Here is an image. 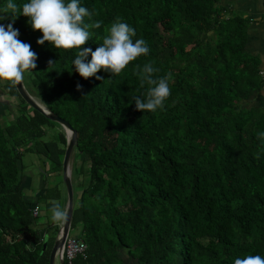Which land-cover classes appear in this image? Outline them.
Instances as JSON below:
<instances>
[{"label":"trees","instance_id":"obj_1","mask_svg":"<svg viewBox=\"0 0 264 264\" xmlns=\"http://www.w3.org/2000/svg\"><path fill=\"white\" fill-rule=\"evenodd\" d=\"M81 3L92 12L85 22L102 21L82 47L95 50L119 18L150 50L119 74L101 69L102 79L84 78L72 66L75 49L37 44L42 33L28 17L14 21L18 38L37 54L35 69L27 70L29 94L77 134L72 169L82 179L71 228L80 225L86 248L70 264H128L123 252L136 264L264 256V144L256 135L264 130V110L240 102L261 82L257 57L244 49L249 20L220 0ZM147 62L159 69L154 77L171 72L173 79L164 108L142 113L131 97L149 87L137 68ZM0 95L19 97L14 112L8 103V121L0 119V264H48L58 225L38 226L32 202L50 207L61 191L46 183L36 200L27 198L21 158L34 151L49 165L40 173L60 175L65 133L9 81H0ZM55 125L56 138L43 139Z\"/></svg>","mask_w":264,"mask_h":264},{"label":"clouds","instance_id":"obj_2","mask_svg":"<svg viewBox=\"0 0 264 264\" xmlns=\"http://www.w3.org/2000/svg\"><path fill=\"white\" fill-rule=\"evenodd\" d=\"M6 14H11V19L7 24L0 23V81L11 84L21 81L26 70L35 69L37 59L31 45L20 40L19 30L13 27L19 15L28 17L27 23L31 28L42 33L37 38V44L43 45L47 41L56 49H75L72 66L84 78L96 75L101 69L111 75L119 74L131 61L147 55L150 50L143 37L133 39L136 29L119 18L111 23L108 34L95 50L82 47L93 36L92 30L99 28L102 21L85 22L84 18H91L92 12L81 0H21L20 3L17 0H4L0 4V21L6 19ZM137 68L141 85L147 83L149 87L144 93L131 97L135 109L142 113L145 110L155 112L163 109L170 95L169 85L173 74L168 72L164 76L154 77L153 74L159 69L152 62L137 65ZM96 79L102 77L96 75ZM256 135L264 144V130ZM49 212L51 221L56 224L63 223L68 215L66 209L55 200ZM43 238L47 239V235ZM233 264H264V256L238 255L234 257Z\"/></svg>","mask_w":264,"mask_h":264},{"label":"rangeland","instance_id":"obj_3","mask_svg":"<svg viewBox=\"0 0 264 264\" xmlns=\"http://www.w3.org/2000/svg\"><path fill=\"white\" fill-rule=\"evenodd\" d=\"M27 74H28V72L26 70L24 73V78L22 79V81L24 83L23 85H25L24 86L25 89L29 92L30 87H29V84L27 83L28 82ZM30 94L32 97H34L40 103L44 104L35 93L30 91ZM0 99L5 101L4 102V101L0 100L2 102L0 104V119H1V121H4L6 114L8 112H10L9 109L7 111L8 103L10 101L9 99H11L9 104H12V106H14V108H13L10 105V108H13L12 112H14L16 109V105H17L14 102H18L19 97L14 95L11 98L10 97L3 98L2 95H0ZM261 109L264 110L263 108H261ZM259 114H261V112H257V115H259ZM8 115L10 118L11 115L7 114V116ZM7 116L5 119L6 122L8 121ZM57 127L61 131L64 132V130L60 126H57ZM47 131L48 132L46 133L45 136H47V135L48 136H47V138H43V139H50V138H54V137L56 138V136H57L56 135V132H57L56 125H55V128L49 127ZM74 156H75V154H74V149H73V151L71 153L70 167L72 170L71 184H72V189H73V199L75 200L77 192L80 191V184H79L78 179H82V177H77L78 176L77 173L75 172V170L72 169V164L77 163V161L73 162ZM21 162L23 164V173H24V176L21 179V185L24 187V190L27 187L29 188L31 184H32L31 189L36 190L38 188V185H37L38 183H40V185L47 183L49 187H51L54 183H56V184H58V187L61 191V198L58 201L62 205V207L64 208V205L66 203V192H65V188L63 186V181L61 179V173H60V175L58 173L52 174V172L51 173L49 172L46 175H43L42 173H40V172H43L44 170L48 171L49 165L46 162V160H44L42 155H40L34 151H25L22 155ZM37 205L39 206V212H38V216L36 218L37 225L42 227V228H45V226L49 225L48 227L50 228L51 225L56 224V223L52 222L50 219V212H49L50 207H48L46 205V202H44L43 200L40 199L38 201ZM79 232H80V225L71 228L69 230V235L70 236H77L78 234H80ZM50 233H51V230L48 232V234H50ZM126 256H127V254H126ZM55 264H59L58 260H55Z\"/></svg>","mask_w":264,"mask_h":264},{"label":"crops","instance_id":"obj_4","mask_svg":"<svg viewBox=\"0 0 264 264\" xmlns=\"http://www.w3.org/2000/svg\"><path fill=\"white\" fill-rule=\"evenodd\" d=\"M220 3L227 6L232 12L249 20L244 49L246 52L257 57L261 82L248 98L240 102L247 108L264 109V0H220ZM43 158L47 161L45 157ZM31 185L29 188L27 187L24 190V194L27 198H33L36 200V197L40 194L43 185L38 183V188L36 190H32ZM32 203L36 204L34 202ZM122 254L127 259L128 264H136L135 260L130 256H126L125 252Z\"/></svg>","mask_w":264,"mask_h":264},{"label":"water","instance_id":"obj_5","mask_svg":"<svg viewBox=\"0 0 264 264\" xmlns=\"http://www.w3.org/2000/svg\"><path fill=\"white\" fill-rule=\"evenodd\" d=\"M14 86L17 90L18 96H20L21 99H23L30 107L43 113L48 119L57 122L65 133V145L61 161V179L63 181V186L66 192V203L64 205V208L66 209L68 215L63 223L57 224L58 229L56 231V234L54 235V239L48 255V264H55V260H58L59 264H64L61 251L64 240L66 236L69 235V230L71 229L73 189L71 184L70 159L71 153L76 144V130L70 125V123L66 119L59 117L56 113L48 109L44 104L40 103L38 100L32 97L31 94H29V92L25 89L22 80L16 82ZM46 244L47 242L45 239L43 241V248L46 247Z\"/></svg>","mask_w":264,"mask_h":264},{"label":"built area","instance_id":"obj_6","mask_svg":"<svg viewBox=\"0 0 264 264\" xmlns=\"http://www.w3.org/2000/svg\"><path fill=\"white\" fill-rule=\"evenodd\" d=\"M31 212L33 216H37L39 212V206L34 204ZM85 248L86 244L81 238L67 235L61 251L63 261H65L67 264H70L73 257L77 254L84 255Z\"/></svg>","mask_w":264,"mask_h":264},{"label":"bare ground","instance_id":"obj_7","mask_svg":"<svg viewBox=\"0 0 264 264\" xmlns=\"http://www.w3.org/2000/svg\"><path fill=\"white\" fill-rule=\"evenodd\" d=\"M69 132V131H68Z\"/></svg>","mask_w":264,"mask_h":264}]
</instances>
